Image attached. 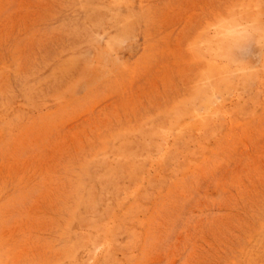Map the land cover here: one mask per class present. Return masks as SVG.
Listing matches in <instances>:
<instances>
[{"label": "rangeland", "instance_id": "rangeland-1", "mask_svg": "<svg viewBox=\"0 0 264 264\" xmlns=\"http://www.w3.org/2000/svg\"><path fill=\"white\" fill-rule=\"evenodd\" d=\"M0 264H264V0H0Z\"/></svg>", "mask_w": 264, "mask_h": 264}]
</instances>
